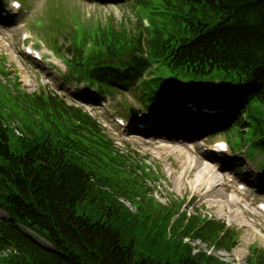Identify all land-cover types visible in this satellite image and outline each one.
I'll list each match as a JSON object with an SVG mask.
<instances>
[{
	"label": "trees",
	"instance_id": "1",
	"mask_svg": "<svg viewBox=\"0 0 264 264\" xmlns=\"http://www.w3.org/2000/svg\"><path fill=\"white\" fill-rule=\"evenodd\" d=\"M132 1L150 19V29L141 20L128 28L112 20L85 25L78 17L63 26V43L46 40L67 64L68 78L101 89L130 83L125 90L145 107L168 99L163 78L143 80L154 64L159 76L163 72L171 80L221 78L233 85L238 104L250 107L257 144L264 145V0ZM5 61L0 57V208L10 221L0 220V264H226L202 251L193 254L184 241L229 251L236 246L234 231L200 216L187 218L180 204L169 208L149 197L146 181L157 178V171L116 148L83 110L44 90L24 92ZM131 108L126 104L122 111L130 115ZM15 120L22 136L11 127ZM118 196L140 197L138 214ZM95 201L121 224L138 227V241L154 249L156 258L137 260L134 244L126 245L118 228L79 216L80 204ZM16 224L45 237L55 251L23 235ZM172 233L176 240L168 237ZM251 253L250 264H264V253Z\"/></svg>",
	"mask_w": 264,
	"mask_h": 264
},
{
	"label": "rangeland",
	"instance_id": "2",
	"mask_svg": "<svg viewBox=\"0 0 264 264\" xmlns=\"http://www.w3.org/2000/svg\"><path fill=\"white\" fill-rule=\"evenodd\" d=\"M21 1L24 2L27 9L22 13L21 20L16 22L12 29L8 31L5 29L0 30V57L6 59L4 67L12 74L11 78L15 79L17 77L21 88L26 93H38L43 88L48 94H51V92L60 94L69 105L83 107L91 117L100 123L103 133L121 151L132 155L138 162L146 161L148 165H151L159 174V180L154 182L148 180L146 183L152 190L149 197H154L156 202L169 208H175V204L181 203V212H184L187 216H202L220 221L225 223L230 231L237 234L236 246L231 252L230 250L208 246L198 240H186V243H189L193 248V254L202 251L227 264H249L253 248L264 253V216L259 215L254 206L257 202H264V197L257 200L254 195L238 192L233 185H229L224 181L223 169L218 171L219 169L213 165L212 167L215 168L213 173L205 168L203 170L205 174H202L199 168L202 165H196L195 168L198 169L194 170L193 166L196 160H199L203 167L207 163L201 157L195 156L177 143L174 144L170 140L155 141L141 136H122L115 126L109 122V114L110 116H123L120 113L122 107L119 106L117 110L113 108L106 113H101L93 107L83 106L78 96H71L67 92L64 93L59 90L58 83L48 76L47 69L49 65L47 63H34L23 56L21 52L22 35L29 33L35 46L49 58L48 62H54L52 53L49 50L50 47L44 43V39L46 38L48 41L59 39L58 42L63 43V37L66 34V31H63V26L72 24V21H77L76 18L78 17L82 19L85 25H88L91 21L101 22L105 25L106 22L112 20L117 27L125 24L126 27L133 28L139 20L132 8V1L125 0L124 3L116 2V0H104L103 2H94L93 0ZM38 27H41V29L38 30ZM37 65H40V67H37ZM63 66H60V68L65 71ZM209 88H199V92L193 94L192 97L198 98L202 93L209 96L213 93H219L215 91L218 90L216 85L209 86ZM193 89V87L181 86L178 90L188 93ZM182 96V94L179 95L180 99H182ZM123 99L127 101L129 106L141 111L138 118L140 120L150 119L155 111L149 115L143 114L146 110L132 92L118 93L114 98V102L120 103L123 102ZM176 107L174 105L170 109ZM256 127L257 125L254 123L253 126L246 128L245 133L243 128L239 126L235 132V143L242 147L247 144V149H249L251 142L260 141V134L258 136L254 134ZM262 128L264 129V119L262 120ZM218 140L228 141L225 134H220L214 137L211 142ZM241 146L235 148L239 150L242 148ZM257 149L260 151L258 154ZM248 156L254 161L260 160L259 168L264 170V150L262 148L252 146L248 151ZM231 172L233 173V171ZM244 173L245 169L239 173L241 179H244ZM119 198V203L125 208L127 207L131 213H138L133 205L129 206L130 202L127 198L126 200L125 198L122 199L121 196ZM104 207L106 206L100 204L99 201L86 202L78 206L77 212L79 216H87L95 222L104 221L110 226L118 228L126 245L134 244L137 260L145 257L156 258L157 255L154 249L138 241V227L121 224L120 220H115V216L111 215V209H105ZM169 236H172L173 240L177 239L175 233L168 234Z\"/></svg>",
	"mask_w": 264,
	"mask_h": 264
},
{
	"label": "bare ground",
	"instance_id": "3",
	"mask_svg": "<svg viewBox=\"0 0 264 264\" xmlns=\"http://www.w3.org/2000/svg\"><path fill=\"white\" fill-rule=\"evenodd\" d=\"M196 165H202V167H199V168H200V172H201L202 174H205L204 171H203L205 168H208L210 173H213L214 170H215V168H213L212 166H210V165H208V164H204V167H203V164H201L199 160H196V161H195V164H194V166H193V169H194V170L196 169V168H195ZM197 169H198V168H197ZM197 169H196V170H197ZM219 170H220V169H219ZM219 170H218V171H219ZM209 172H207V173H209ZM216 172H217V171H216ZM207 175H208V174H207ZM199 179H200V178H199ZM213 179H214V178H213ZM216 179H217V178H216ZM233 206L236 207L235 204H233ZM3 216H5V215H4L3 213L0 212V217H3Z\"/></svg>",
	"mask_w": 264,
	"mask_h": 264
},
{
	"label": "water",
	"instance_id": "4",
	"mask_svg": "<svg viewBox=\"0 0 264 264\" xmlns=\"http://www.w3.org/2000/svg\"><path fill=\"white\" fill-rule=\"evenodd\" d=\"M133 114H134V115H138V111H134V110H133Z\"/></svg>",
	"mask_w": 264,
	"mask_h": 264
}]
</instances>
